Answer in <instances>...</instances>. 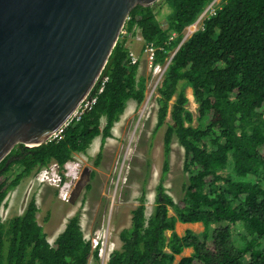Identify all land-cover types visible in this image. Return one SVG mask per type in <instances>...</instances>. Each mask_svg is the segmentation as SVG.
<instances>
[{
	"label": "trees",
	"instance_id": "16d2710c",
	"mask_svg": "<svg viewBox=\"0 0 264 264\" xmlns=\"http://www.w3.org/2000/svg\"><path fill=\"white\" fill-rule=\"evenodd\" d=\"M160 1L169 8L160 17L165 26L154 5L129 13L125 33L101 73L100 78L107 77L103 90L90 110L58 138L33 148L16 145L0 162V208L22 180L53 163L62 168L74 155L85 154L98 136L103 146L127 102L142 104L147 79L138 75L139 63L131 64L127 45L139 31L140 53L146 45L154 48L153 68L170 60L156 89L152 131L153 136L165 126L163 161L151 213L146 215L142 183L130 224L119 231L120 246L106 264H264V0H221L180 46L185 28L213 0ZM187 88L195 114L187 108ZM174 140L183 149L186 173L178 202L164 187ZM37 212L31 197L20 215L0 217V264L98 262L99 247L93 249L85 239L78 212L52 244L37 223ZM176 223H200L203 230L187 229L180 236ZM184 249L192 253L175 263Z\"/></svg>",
	"mask_w": 264,
	"mask_h": 264
},
{
	"label": "water",
	"instance_id": "95a60500",
	"mask_svg": "<svg viewBox=\"0 0 264 264\" xmlns=\"http://www.w3.org/2000/svg\"><path fill=\"white\" fill-rule=\"evenodd\" d=\"M158 1L0 0V162L16 145L39 146L65 125L95 85L132 9ZM89 173L83 169L71 204Z\"/></svg>",
	"mask_w": 264,
	"mask_h": 264
},
{
	"label": "rangeland",
	"instance_id": "374dc122",
	"mask_svg": "<svg viewBox=\"0 0 264 264\" xmlns=\"http://www.w3.org/2000/svg\"><path fill=\"white\" fill-rule=\"evenodd\" d=\"M220 2L221 0H213L208 6L214 9ZM211 8H207V13ZM154 10L162 26H165L160 17L167 14L169 8L160 1L154 4ZM201 23L202 21L196 22L187 30L185 29L184 35L188 37L201 26ZM187 32L189 35L186 34ZM127 45L138 58V75L147 79L145 98L139 106H136L134 101L127 102L122 116L112 128L111 137L105 140L103 146L98 136L92 141L85 154L74 155L73 161L80 163V172L84 167L94 172V181L92 180L94 191L80 194L72 205L68 203L69 198L62 200L59 194L60 189L49 185L48 182L38 181L36 174L31 175L22 180L7 195L0 208V217L3 221L20 215L31 197H34L38 207L37 223L42 227L50 244L63 230L67 219L78 212L85 239H88L91 245L93 241H97L99 255L101 250H104L107 256L120 246L118 233L130 224V212L138 204L136 199L141 191L142 183L145 191L146 215L151 213L154 207V189L159 180L163 161L162 144L165 126L151 137L156 123L155 98L156 89L161 81V79L159 81L161 71L154 73L153 68L149 67L148 55L144 52L140 53L141 42L137 40V37L127 41ZM185 93L190 99L188 109L195 114V105L191 102V90L187 88ZM100 145L101 159L99 166L96 167L93 161L99 152ZM147 158L150 162L149 169L146 166ZM183 164V149L174 140L171 145L169 170L164 180L167 194L174 202L181 200L184 194L182 183L186 180V173L183 171ZM168 213L173 214L171 209ZM187 229L198 233L203 230V226L200 223L191 225L176 223L175 225V232L180 236ZM191 253V249H184L180 255L175 256L174 262H178L181 257L189 256ZM99 255L97 263L90 258L88 264H106L107 259Z\"/></svg>",
	"mask_w": 264,
	"mask_h": 264
},
{
	"label": "built area",
	"instance_id": "2783aa9c",
	"mask_svg": "<svg viewBox=\"0 0 264 264\" xmlns=\"http://www.w3.org/2000/svg\"><path fill=\"white\" fill-rule=\"evenodd\" d=\"M209 8H211V7H209ZM206 13H207V11H206ZM208 14H214V9L211 8L208 11ZM201 18H202V16H201ZM144 52L147 53L148 58L151 61L152 56H153V52H154V48L152 47V45H146L145 48H144ZM129 58H130V62L132 64H134V63H136L138 61L137 57L133 53H129ZM160 70H161L160 66H156L154 68L155 73L159 72ZM100 76H101V74H100ZM100 76L98 77V79L96 81V83H98V80L101 79L100 87L96 91L93 90L94 86L92 87V89L85 95V97L82 99L80 104L72 112L71 116L69 117V119L65 123V125L60 130H58L55 134H53V136L50 139L58 138L60 133H61V131L66 126H68L72 121L79 120V118L81 117V115L84 112L90 110V108L96 102L97 94L102 92L103 85H104V83L107 80V77L100 78ZM77 166H78V163L69 162V163H67V164H65L63 166V171H61V168L57 164L53 163L50 166H48L47 168L40 170L36 174V176H37L38 181H40V182H48L49 185H53L55 188H59L60 189L59 190V194H60L62 200L65 201V200H67V198H69V188H70V182L71 181L69 183L68 182L67 183L64 182L61 185L62 176H61L60 172H62L63 176L70 178V176L68 175L69 174V168H75L76 169ZM93 242L94 243L92 244V248L97 247L98 242L97 241H93ZM101 253H102V250H101Z\"/></svg>",
	"mask_w": 264,
	"mask_h": 264
},
{
	"label": "clouds",
	"instance_id": "9594fccd",
	"mask_svg": "<svg viewBox=\"0 0 264 264\" xmlns=\"http://www.w3.org/2000/svg\"><path fill=\"white\" fill-rule=\"evenodd\" d=\"M213 2V1H212ZM156 4V3H155ZM210 6V5H209ZM209 6H207L205 9H204V11L199 15V17L197 18V20L193 23V24H195L196 22L197 23H200L201 21H203V19L207 16V15H213V14H208V13H206V11H207V8H209ZM215 9V8H214ZM215 12V11H214ZM201 16H202V18H201ZM192 24V25H193ZM192 25H190V26H192ZM201 25H202V23H201ZM190 26H188V27H190ZM188 27H186L185 29L187 30L188 29ZM201 27V26H200ZM199 27V28H200ZM185 31V30H184ZM196 31V30H195ZM194 31V32H195ZM194 32H192L188 37H186V35H184L185 33L183 32V38H182V40L184 39V41H186ZM124 31H123V28H122V31H121V33H120V35L122 34V35H124ZM187 34V33H186ZM120 35H119V37H120ZM137 37V40H141V37H140V35H139V31H137V33H136V36H135V38ZM131 41V40H130ZM183 41V42H184ZM182 42V41H181ZM182 42V43H183ZM129 48V47H128ZM145 48V47H144ZM130 50V52L129 53H133L132 51H131V49H129ZM176 50V49H175ZM144 52V51H143ZM175 52V51H174ZM134 54V53H133ZM129 55V54H128ZM135 55V54H134ZM174 54H172V56H173ZM136 56V55H135ZM171 56V57H172ZM137 57V56H136ZM149 59V58H148ZM137 60H138V58H137ZM170 61V60H169ZM169 61L167 62V64H165L164 66H162V68H161V74H160V76H159V81H160V79H162V75H163V72H164V70H165V68H166V66L168 65V63H169ZM136 63H139L138 61L136 62ZM132 64V63H131ZM152 67V65H151V61L149 60V67ZM157 66H159V65H157ZM156 67V66H155ZM154 67V68H155ZM161 67V66H160ZM153 68V67H152ZM154 68H153V71H154ZM159 71V72H160ZM154 73H155V71H154ZM161 82V81H160ZM160 84V83H159ZM190 89V88H189ZM191 90V89H190ZM190 96H191V102L195 105V109H196V104L194 103V101H193V97H192V92L190 93ZM186 97H187V99H188V102H189V98H188V96L186 95ZM189 105V104H188ZM187 108H188V106H187ZM189 110V109H188ZM190 111V110H189ZM196 111V110H195ZM192 112V111H191ZM193 113V112H192ZM194 114V113H193ZM161 129V128H160ZM69 162H74L73 160L72 161H69ZM69 162H66L65 164H67V163H69ZM77 163V162H76ZM64 164V165H65ZM80 163H78V165H79ZM63 165V166H64ZM80 166V165H79ZM76 170H77V172H76V178L75 179H71V178H69V177H65V176H63L62 175V173H60L61 174V176H62V182H61V185H62V183H64V182H70V186H71V184H72V182L73 181H75L76 179H77V175H78V170H79V167L77 166V168H76ZM61 171H63V167L61 168ZM66 178V179H65ZM65 179V180H64ZM64 180V181H63ZM68 180V181H67ZM60 185V186H61ZM59 189V188H58ZM186 224H189V223H186ZM202 225V224H201ZM98 247V246H97ZM94 249V248H93ZM100 250V249H99ZM98 255H99V253H98ZM103 255H104V258H108V255L106 256V252L105 253H103ZM100 256V255H99ZM101 257V256H100Z\"/></svg>",
	"mask_w": 264,
	"mask_h": 264
},
{
	"label": "flooded vegetation",
	"instance_id": "af4514ba",
	"mask_svg": "<svg viewBox=\"0 0 264 264\" xmlns=\"http://www.w3.org/2000/svg\"><path fill=\"white\" fill-rule=\"evenodd\" d=\"M138 41H140L141 42V45H142V41L141 40H138ZM144 51V50H143ZM145 53V52H144ZM151 137H152V135H151ZM95 159H96V157H95ZM95 159H94V161H93V164L96 166V167H98L99 166V163L98 164H95ZM146 161H148V158H147V160ZM100 162V161H99ZM80 165V164H79ZM78 165V167H79V171H78V175H77V179L76 180H78V178L80 177V175H81V173H82V171H83V169L84 168H88V167H84L82 170H81V172H80V166ZM89 169V171H90V173H89V180H88V182L85 184V186L83 187V189H82V191H81V193L80 194H83V193H86L87 191H91L92 190V188H93V182H92V180H93V178H94V172L90 169V168H88ZM79 176V177H78ZM73 181L72 182V184H71V186H70V188H69V195H70V193L72 192V190L74 189V187H75V185H76V182L77 181ZM94 181V180H93ZM92 183V184H91ZM92 191H94V190H92ZM80 194H79V196H80ZM79 198V197H78ZM77 198V199H78ZM68 203H70L69 201H68ZM75 203V202H74ZM73 203V204H74ZM71 204V203H70ZM72 204V205H73Z\"/></svg>",
	"mask_w": 264,
	"mask_h": 264
},
{
	"label": "bare ground",
	"instance_id": "6f19581e",
	"mask_svg": "<svg viewBox=\"0 0 264 264\" xmlns=\"http://www.w3.org/2000/svg\"><path fill=\"white\" fill-rule=\"evenodd\" d=\"M194 28V27H193ZM195 29V28H194ZM190 30V29H189ZM187 34H188V32H187ZM189 35V34H188ZM144 109V108H143ZM69 168V167H68ZM76 172H77V170L75 169V168H69V176H70V178L71 179H75L76 178ZM79 177V176H78ZM77 181V180H76ZM103 253H104V250H102V253L100 254V256L103 258L104 257V255H103Z\"/></svg>",
	"mask_w": 264,
	"mask_h": 264
},
{
	"label": "crops",
	"instance_id": "0c3cea01",
	"mask_svg": "<svg viewBox=\"0 0 264 264\" xmlns=\"http://www.w3.org/2000/svg\"><path fill=\"white\" fill-rule=\"evenodd\" d=\"M197 224V223H196ZM185 225H191V224H185Z\"/></svg>",
	"mask_w": 264,
	"mask_h": 264
}]
</instances>
